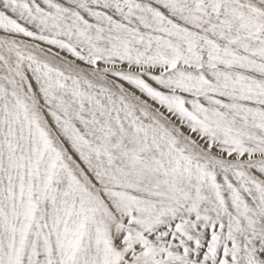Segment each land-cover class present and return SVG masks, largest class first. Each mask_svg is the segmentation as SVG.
Returning a JSON list of instances; mask_svg holds the SVG:
<instances>
[{"label":"snow or ice","instance_id":"obj_1","mask_svg":"<svg viewBox=\"0 0 264 264\" xmlns=\"http://www.w3.org/2000/svg\"><path fill=\"white\" fill-rule=\"evenodd\" d=\"M0 264H264V0H0Z\"/></svg>","mask_w":264,"mask_h":264}]
</instances>
